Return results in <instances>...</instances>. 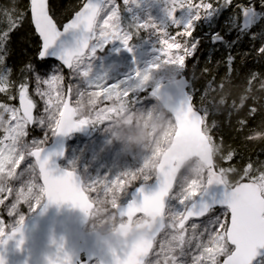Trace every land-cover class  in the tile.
Here are the masks:
<instances>
[{
  "label": "snow or ice",
  "instance_id": "6c2138e0",
  "mask_svg": "<svg viewBox=\"0 0 264 264\" xmlns=\"http://www.w3.org/2000/svg\"><path fill=\"white\" fill-rule=\"evenodd\" d=\"M141 2L123 0L128 10L133 4L139 6ZM161 2L165 6L166 21L157 22L150 16L146 21H137L126 28L122 26L117 0H84L74 18L61 30L53 18L49 0H30L31 21L39 40L34 41L37 45L35 60L22 55V75L18 78L12 77L7 61L10 53L13 56L17 52L23 53L28 38L25 35L17 48L14 33L20 30L23 18L17 22L11 16L7 17L6 27L0 28V93L7 94L10 89H15L17 95H10L9 99L18 97L19 107L0 104V130L4 133L0 138V206L7 207L9 216L19 218V226L9 224L6 229L4 220L0 219V244L22 235L24 216L19 211L21 205L28 204L34 208L45 200L48 203L71 201L87 211L82 193L103 195L117 186L124 196L133 183L122 177L131 175L133 180L142 181L143 186L137 189V195L130 202L123 203L121 215L135 214L144 219L139 225L140 235L111 251L114 264H264V163L255 167L253 163H248L239 180L231 182L229 173L236 172V169L218 168L216 158L218 152L219 155L226 153L224 158L231 161L235 152L226 151L222 139L217 141L213 132L216 122H209L215 108V101L209 99V92L223 91L226 84H231L235 57L229 51L224 61L227 82L223 78L217 82L215 76H209L205 91L201 93L200 107L193 104L195 90L188 85L187 77L188 60L196 56L202 39L206 37L213 45L232 49L245 36L255 40L259 34L262 44L257 54L264 58V30L259 33L253 31L257 24L264 29V0H260L259 11L255 0L236 4L233 0H223L219 6H216L215 0ZM228 7L239 10L233 12L227 28L228 36L236 32L235 39H226L216 28L221 22V11ZM198 27L203 29V34L194 36ZM169 28L178 31L173 34ZM141 30L148 32L150 38L156 37L152 48L155 55L145 72L154 66L156 59L163 57L184 77L183 99L178 107L171 108L177 127L198 135L205 142L206 152L201 161L203 167L197 171L195 178L184 181L173 179L172 168H163L155 175L146 173L138 180L134 174L121 173L115 178L87 185L79 181L74 171L56 174V169L51 167L52 155L62 153L46 152L48 135L67 136L89 124L104 121L113 99L118 100L123 95L138 103V93L148 88L140 83L142 73L139 67L133 76L109 84V77L102 71L103 63L97 65V61L101 60L98 51L102 52L107 45L116 42L134 53L133 40ZM69 33L78 34L75 45L57 48L61 37ZM51 60H59L62 66L50 64ZM65 68L71 77L66 91ZM204 72L209 70L204 69ZM251 80L258 81L260 88H264V74H253ZM251 80L246 90L251 89ZM32 83L35 84L32 91L44 104L39 115H34L37 103L30 95ZM98 94L103 96V100L96 111L87 116L79 114V106L85 96ZM105 101L111 104H105ZM250 103L253 106L247 109L238 126L246 131L249 141L264 143V112L260 110L258 113L254 102ZM232 107L238 110L244 106L237 107L233 103ZM257 116L261 117L260 121L256 128H251L250 120ZM30 125L47 129V135L28 141L26 137ZM28 158H33L32 162L18 171ZM149 181L156 183L155 190H148ZM15 182H19L18 185ZM9 198L10 204L5 205ZM194 217L206 219L189 224ZM23 242L20 239L18 245ZM59 249L63 256L56 262L50 261V264H73V258L64 252L63 245ZM0 264H4L2 258ZM83 264H88V261Z\"/></svg>",
  "mask_w": 264,
  "mask_h": 264
},
{
  "label": "rangeland",
  "instance_id": "374dc122",
  "mask_svg": "<svg viewBox=\"0 0 264 264\" xmlns=\"http://www.w3.org/2000/svg\"><path fill=\"white\" fill-rule=\"evenodd\" d=\"M148 1L151 0H142L139 6L133 4L131 10L126 8L123 0H117V3L120 5V2H122L126 8V12L129 14V19L137 22L145 21L141 18V15L146 11V3ZM7 5L10 9L9 13L3 11V6L0 4V28L6 27L8 16L12 18V16L20 14L18 12L22 10L21 0H7ZM123 16H127L126 13ZM169 31L175 34L178 29L170 28ZM145 36L147 37L144 43L135 48L134 53L128 52L119 42L107 45L102 52L98 51L97 55L100 56L101 60L97 61V65L99 66L101 62L103 63L102 71L107 76H110L112 73H116L117 75V78L111 80L109 84L133 76L137 67L140 68L142 73L140 79L141 85L148 87L145 91L139 92L138 95L147 92L151 87L153 88L163 82L180 77L179 69L173 66L172 63L165 62V58L163 57L156 59L154 66L145 72V69L149 67V63L153 61L155 53L152 51V48L156 40L155 36L150 38L148 32H146ZM177 39H180V37H177ZM150 40L151 42H149ZM49 63L58 65L54 62ZM98 70H100L99 67ZM66 79L69 83L71 80L69 72H67ZM71 82L76 83V81ZM42 87H46V85H42ZM34 88L35 84L32 83L30 95H32L37 103V109L34 115H39L42 112L44 104L40 97L36 96L32 91ZM123 98H126V96L121 95L118 100L113 99L112 102L119 101ZM14 100L9 99L8 103L3 104L15 106ZM73 100H75V96H73ZM102 100L103 96L100 94L85 96L79 106V114L86 116L92 109H96L97 105L102 103ZM104 103L110 104L111 102L105 101ZM158 105V102L151 96L150 98L145 97L136 105L128 109H120L114 113L111 119L95 133H90L86 137H72L68 142L66 158L63 161L64 168L79 174L84 185L106 178L112 179L121 173L134 174L136 180L146 173L155 175L154 171L169 142V133L171 130L175 131L173 119L160 105L161 108H159ZM32 126L41 138L47 135V129L35 125ZM3 135V131L0 130V138ZM50 136L52 139L54 135H48L47 138ZM26 139L28 141L35 140L34 138ZM29 162H32V160L27 159L23 162L18 171L23 169ZM201 165L198 160L189 162L181 170L177 181L195 178L197 171L203 167ZM122 179L129 180L133 183L132 187L128 189V193L124 196H122L120 188L117 186H113L110 191L105 192L103 195L91 196L90 194H86L95 206L86 231H97L100 233L102 229H116L118 225L125 223L123 220L118 219L114 208L123 206V203L126 204L130 190L135 186L143 185V182L133 180L131 175H124ZM152 182L149 181L147 185H150ZM15 183L18 185L19 182ZM10 202L11 198L5 202V205L10 204ZM42 204L34 208L28 204L21 205L19 210L20 214L23 215L21 211V208H23L25 210V215H23L24 219L31 217L42 207ZM0 219L4 220V227L6 229L9 224L14 227L19 226V218L9 216L6 206H0ZM204 219L206 218L191 221L189 224L192 222L200 223ZM142 220V218H138L135 223L139 224Z\"/></svg>",
  "mask_w": 264,
  "mask_h": 264
},
{
  "label": "trees",
  "instance_id": "16d2710c",
  "mask_svg": "<svg viewBox=\"0 0 264 264\" xmlns=\"http://www.w3.org/2000/svg\"><path fill=\"white\" fill-rule=\"evenodd\" d=\"M18 1V0H16ZM198 3L199 0H194ZM247 0H233V3H246ZM22 10H20L18 15L12 16V20L19 22L23 18V23H20V30L14 33L16 38V47H19L20 42L23 37L26 35L28 38L27 48L24 49L23 53L17 52L15 56L11 53L8 58V66L12 69V77L18 78L22 75L21 69L23 68L22 55H27L30 59L35 60L34 55L36 50V43L38 41L29 17V3L30 0H21ZM51 7V13H54L53 18L57 20L58 26L62 27L67 23L72 16L80 9L84 0H49ZM223 3V0H215L216 6H219ZM1 6H3V11L6 13L10 12L9 7H7V0H0ZM122 26L128 27L136 23L134 20L129 19V14L126 12L125 6L120 2ZM147 9L141 15L143 20H147L150 16L157 20L158 22L166 21L165 6L161 0H151L146 3ZM255 6L257 10H260V0H255ZM5 7V8H4ZM123 9V11H122ZM234 11H239L238 9H233L232 7L225 8L220 13V23L217 24V30L221 31L222 35L226 36V39H235L236 32L233 31L230 36L227 35L228 21L230 20ZM126 13L127 16H123ZM180 13L178 12L177 15ZM22 15L21 17H19ZM170 29V28H169ZM264 29L261 28L260 24H257L253 31L259 33ZM198 34H203V29L198 27L197 32L193 33L194 36ZM146 32L141 30L139 35L134 37L135 48L139 47L144 43V40L147 36ZM262 41L257 35L255 40L251 39L250 36H245L237 45L233 46L232 49H225L220 44L213 45L209 38H204L201 41V47L198 49L196 56L188 60L189 71L187 72V77L189 81V86H192V89L195 90V95L193 99V104L196 107L201 105V93L205 91L206 82L209 79V76H215L217 82L224 79L227 82L228 73L225 68V58L228 55L229 51L235 57L233 62V72L231 84H226L223 91L209 92V99L215 101V108L212 115L209 116V122L211 123L215 120L217 127L213 129V132L216 135L217 141L221 139L223 141V146L225 150H234L235 155L231 161L224 158L226 153H217L216 163L217 167L223 168H234L236 172L229 173V180L231 182H236L239 180L242 170L247 166L248 163H253L254 167L264 163V143L249 141L246 138V131L241 130L238 126V121L243 119L247 114V109L253 106V103L257 106L258 113L264 112V88H260L258 81L251 80L253 74L257 76H262L264 74V58H261L257 54V49L261 46ZM31 50V51H29ZM211 56V60H209ZM219 62V63H218ZM43 63V62H41ZM193 65L195 67L193 68ZM204 69H208L209 72L205 73ZM65 75V88L68 84L66 75L67 72L64 71ZM182 76V75H180ZM109 81L117 78L116 73L110 74ZM251 80V89L246 90L248 87L249 81ZM154 88V87H153ZM152 89L149 88L147 92H144L137 96L138 102L143 98H150L149 92ZM67 90V88H66ZM17 95L15 89H10L8 94L0 93V104L8 103L9 96ZM233 103L237 107L243 104V108L234 109L232 107ZM111 104V103H110ZM108 104V105H110ZM137 103L133 102L130 98L126 97L119 101L112 102L110 107V112L106 120L95 122L93 124L87 125L89 127V134L95 133L102 125L106 124L111 117L119 111L120 109H128ZM14 105L18 107V97L14 100ZM159 108H161L158 105ZM97 109V108H96ZM96 109H92L87 115L93 114ZM231 113V114H230ZM86 115V116H87ZM261 117H252L250 120V127L256 128ZM173 130L169 133L168 144L165 150L169 147L172 141V136L174 135ZM54 137V136H53ZM26 138H34L35 140L42 139L41 136L35 132L32 125L29 126V134ZM53 138L51 136L47 138V145L52 142ZM163 151V153L165 152ZM163 155V154H162ZM32 160L31 158H28ZM62 167L63 162H62ZM156 170V169H155ZM155 174V171H154ZM180 175V174H179ZM179 178V176H178ZM178 180V179H177ZM136 188L133 187L128 194V201L130 199L131 192ZM22 214L25 215V210L21 208ZM28 217L24 219L27 220ZM90 224V222H89Z\"/></svg>",
  "mask_w": 264,
  "mask_h": 264
},
{
  "label": "water",
  "instance_id": "95a60500",
  "mask_svg": "<svg viewBox=\"0 0 264 264\" xmlns=\"http://www.w3.org/2000/svg\"><path fill=\"white\" fill-rule=\"evenodd\" d=\"M74 15L72 18H74ZM29 17L33 31L39 40L38 33L34 30V23L31 21L30 3ZM77 38V33L64 35L58 41L56 47L60 48L64 45L73 46ZM49 62L61 65L59 60H51ZM64 71L69 72L66 68ZM183 80L184 77L180 76L174 80L155 86L149 92V95L171 116L175 126L172 142L161 156L155 174L159 173L163 168H172V177L176 181L181 170L189 162L198 160L202 164V157L207 147L198 135L179 129L174 119L172 108L178 107L183 99L181 95V90L185 87L182 84ZM88 133L89 127L85 126L81 130L74 131L67 136L54 135L52 142L45 146L47 153H62V155H52L51 167L56 169V174L70 171L61 165L66 158L67 145L70 139L75 136L86 137ZM75 174L83 184L79 174L76 172ZM141 186L143 185L136 187L131 192L128 202L137 195V189ZM156 187L157 185L154 181L150 185H147L149 191L155 190ZM82 195L87 211H84L81 206L73 204L71 201L48 203L45 200L42 207L34 216L24 221L22 235H18L16 238L0 244V258L3 259L4 264H50V261L56 262L58 258L63 256V253L59 249L60 245H63L64 252L71 255L73 264H83L84 261H88V264H114L111 251L119 249L125 243H130L137 236L135 234L139 233L140 223L136 224L135 221L142 217H138L135 214L122 216L121 209L123 206L115 207L114 211L118 219L123 220L125 223L116 227L119 246L112 247L100 240L99 232L86 231L95 206L86 194L82 193ZM203 218L194 217L189 222L198 221ZM20 239L24 241L22 245H18Z\"/></svg>",
  "mask_w": 264,
  "mask_h": 264
},
{
  "label": "clouds",
  "instance_id": "9594fccd",
  "mask_svg": "<svg viewBox=\"0 0 264 264\" xmlns=\"http://www.w3.org/2000/svg\"><path fill=\"white\" fill-rule=\"evenodd\" d=\"M135 235H140V233H136ZM117 236L118 234L116 233L115 229H102V231L100 232V240L111 245L112 247L119 246V240L117 239Z\"/></svg>",
  "mask_w": 264,
  "mask_h": 264
}]
</instances>
